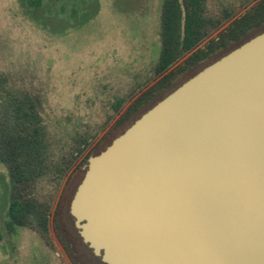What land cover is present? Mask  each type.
Masks as SVG:
<instances>
[{"label":"water","instance_id":"95a60500","mask_svg":"<svg viewBox=\"0 0 264 264\" xmlns=\"http://www.w3.org/2000/svg\"><path fill=\"white\" fill-rule=\"evenodd\" d=\"M70 213L105 264H264V31L90 157Z\"/></svg>","mask_w":264,"mask_h":264},{"label":"rangeland","instance_id":"374dc122","mask_svg":"<svg viewBox=\"0 0 264 264\" xmlns=\"http://www.w3.org/2000/svg\"><path fill=\"white\" fill-rule=\"evenodd\" d=\"M261 1L207 0L210 15L225 9L233 14L210 38ZM162 4L163 0H0V71L9 91L41 99L49 170L37 194L51 207L47 239L25 228L9 232L11 181L0 161V264H105L80 237L70 204L88 159L123 133L129 125L118 123L124 112L160 79L153 69L161 50ZM263 31L264 24L244 40ZM234 46L180 75L174 89ZM81 146L83 152L74 158Z\"/></svg>","mask_w":264,"mask_h":264},{"label":"trees","instance_id":"16d2710c","mask_svg":"<svg viewBox=\"0 0 264 264\" xmlns=\"http://www.w3.org/2000/svg\"><path fill=\"white\" fill-rule=\"evenodd\" d=\"M232 17L227 9L220 15H210L207 0H163L161 50L153 69L160 79L128 107L118 123H129L126 130L143 114L138 115L142 108L162 93L167 92V96L175 90L174 83L180 75L212 55L246 42L248 33L264 24V0L210 38ZM183 59V64L172 69ZM7 87L8 79L0 71V161L7 166L11 181L6 228L9 232L29 229L47 239L51 207L37 194L38 184L49 170L48 132L41 114V99L33 94L13 93ZM83 150L79 147L73 157L77 158ZM59 237L63 240L61 234Z\"/></svg>","mask_w":264,"mask_h":264},{"label":"flooded vegetation","instance_id":"af4514ba","mask_svg":"<svg viewBox=\"0 0 264 264\" xmlns=\"http://www.w3.org/2000/svg\"><path fill=\"white\" fill-rule=\"evenodd\" d=\"M113 141V140H112ZM112 141H111V143H112ZM108 146H106V148H107ZM79 232V231H78ZM80 235V234H79ZM81 237V236H80Z\"/></svg>","mask_w":264,"mask_h":264}]
</instances>
